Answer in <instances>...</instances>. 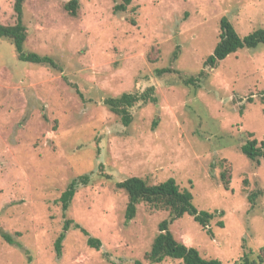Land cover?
<instances>
[{"label":"rangeland","instance_id":"1","mask_svg":"<svg viewBox=\"0 0 264 264\" xmlns=\"http://www.w3.org/2000/svg\"><path fill=\"white\" fill-rule=\"evenodd\" d=\"M68 1L22 4L24 52L61 71L19 61L0 38V232L20 245L0 237V264H151L145 254L168 212L141 203L125 223L127 197L115 183L129 177L173 178L198 210L223 213L209 223L211 237L188 215L173 221L178 242L223 264L243 253L264 264V159L240 152L247 140L264 141V44L203 66L222 17L240 37L264 29V0H130L123 12L114 10L122 0H77L75 16ZM13 5L0 0V24H15ZM150 86L157 104H135L128 126L103 103ZM85 174L89 184L63 214L60 194ZM64 219L100 248L71 228L56 256Z\"/></svg>","mask_w":264,"mask_h":264},{"label":"trees","instance_id":"2","mask_svg":"<svg viewBox=\"0 0 264 264\" xmlns=\"http://www.w3.org/2000/svg\"><path fill=\"white\" fill-rule=\"evenodd\" d=\"M24 0H14L13 11L15 13L16 22L14 25L0 24V38L8 39L12 42L18 59L24 63L44 65L57 71H61V67L49 56H41L34 52H24L23 44L26 39V30L22 23V4ZM120 5L114 7L115 11L123 12L126 10L130 0H122ZM64 9L69 15L75 16L78 9L77 0H69L65 3ZM264 44V29H257L244 37H240L235 31L233 25L226 17H222L219 21V36L213 51L206 57L203 62L204 67L215 68L219 62L224 60L229 55L242 49H256ZM170 70H159L158 73L169 72ZM185 84H194V79L190 77L186 79ZM264 101V92L260 97ZM158 102L157 96L154 93L152 86L146 88L142 92L122 93L118 97L106 98L103 103L109 110L119 117L123 126H128L132 121L130 113L131 108L137 104L151 103L156 105ZM241 113V112H240ZM156 124L155 122L153 123ZM153 125V126H154ZM252 137L251 134H249ZM240 152L251 162L259 163L260 159H264V141L250 139L240 146ZM224 180V174H221ZM90 181V175L85 174L73 179L60 194L58 201L63 214L68 210L71 200L74 197L76 189L79 186H87ZM118 190H122L127 197V204L124 211L125 223L130 222L136 216V207L141 203H145L154 209H162L168 212V219H164L158 224V233L154 237L150 250L145 254V259L151 264H158L166 258L180 260L182 264H223L218 259H205L199 252L193 248L178 242L169 229V225L182 218L185 215L190 216L202 229H205L208 236H212L211 230L208 228L215 214L222 216V212L210 213L208 211L198 210L193 204V196L187 189L180 190L173 178L159 183L150 185L146 180L139 177H129L115 183ZM227 188V187H226ZM251 203L253 199L249 200ZM219 227H223L221 222ZM77 229L86 237V244L90 248L98 250L101 242L91 237L87 231L81 228L80 225L73 223L69 219H64L62 230L54 242V251L56 256H60L62 241L65 238V233L69 229ZM0 237L8 245L20 247L9 234L0 232ZM250 253H243L238 264H256L255 260L250 258ZM259 262L262 259L259 258ZM135 264H141L136 261Z\"/></svg>","mask_w":264,"mask_h":264}]
</instances>
